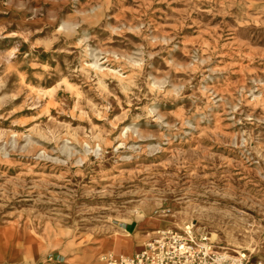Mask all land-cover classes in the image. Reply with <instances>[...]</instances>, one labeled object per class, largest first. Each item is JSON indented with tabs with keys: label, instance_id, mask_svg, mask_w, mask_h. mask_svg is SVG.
Masks as SVG:
<instances>
[{
	"label": "rangeland",
	"instance_id": "374dc122",
	"mask_svg": "<svg viewBox=\"0 0 264 264\" xmlns=\"http://www.w3.org/2000/svg\"><path fill=\"white\" fill-rule=\"evenodd\" d=\"M0 132V252L99 264L167 213L145 245L264 264V0H0Z\"/></svg>",
	"mask_w": 264,
	"mask_h": 264
},
{
	"label": "built area",
	"instance_id": "2783aa9c",
	"mask_svg": "<svg viewBox=\"0 0 264 264\" xmlns=\"http://www.w3.org/2000/svg\"><path fill=\"white\" fill-rule=\"evenodd\" d=\"M139 252L103 253L99 264H250L245 254L222 250L191 228L157 231Z\"/></svg>",
	"mask_w": 264,
	"mask_h": 264
},
{
	"label": "bare ground",
	"instance_id": "6f19581e",
	"mask_svg": "<svg viewBox=\"0 0 264 264\" xmlns=\"http://www.w3.org/2000/svg\"><path fill=\"white\" fill-rule=\"evenodd\" d=\"M95 64L97 65V63H95ZM0 135H2L1 132H0ZM38 152H36L35 154L40 155L41 152L40 151H38ZM2 156L6 157L7 153H0V162H8V164H11L10 161L3 160ZM18 174H21V172ZM36 174L41 175L42 172H39ZM121 176H122V171H119L117 175H106V176H104L102 180H106V182H110V184H107L103 187L102 193L107 192L106 191L107 188L109 186H111L112 184H114L116 180L120 179ZM145 209H146L145 207H141L143 215H145ZM171 217H172V215L167 214V213H160L158 215H147L144 222L139 225L136 233L134 234L135 239L134 240L132 239V241L131 240L126 241V248L127 249L131 248V249L135 250L136 252L141 251L144 248V245H145L144 238L146 237V235H143V234L145 232L150 231V230L162 228L168 224H171L173 222ZM15 234H17V233H15ZM15 236H19V235H15ZM20 238L24 242H29V240H30L28 237H26L25 233L20 234ZM121 242H122V239L115 237L112 240V248L113 249L119 248L120 245H122ZM10 248L11 247H9L7 249L8 251H4V254H6V256L9 255L8 252H9ZM122 253H124V252H122Z\"/></svg>",
	"mask_w": 264,
	"mask_h": 264
},
{
	"label": "crops",
	"instance_id": "0c3cea01",
	"mask_svg": "<svg viewBox=\"0 0 264 264\" xmlns=\"http://www.w3.org/2000/svg\"><path fill=\"white\" fill-rule=\"evenodd\" d=\"M21 241V240H19ZM24 242V241H22ZM28 246V244H24ZM6 256L4 252H0V264H61L62 258L57 256L55 258L48 257L44 263L41 260L40 252L36 250L26 251L17 246H12ZM41 260V261H40Z\"/></svg>",
	"mask_w": 264,
	"mask_h": 264
}]
</instances>
